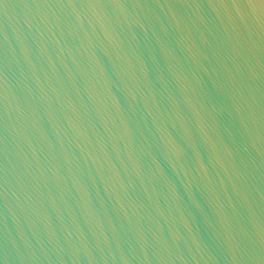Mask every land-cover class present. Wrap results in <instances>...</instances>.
<instances>
[{
	"label": "water",
	"instance_id": "95a60500",
	"mask_svg": "<svg viewBox=\"0 0 264 264\" xmlns=\"http://www.w3.org/2000/svg\"><path fill=\"white\" fill-rule=\"evenodd\" d=\"M0 264H264V0H0Z\"/></svg>",
	"mask_w": 264,
	"mask_h": 264
}]
</instances>
